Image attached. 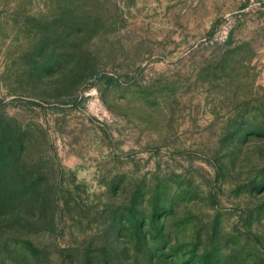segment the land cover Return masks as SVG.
<instances>
[{
  "label": "rangeland",
  "instance_id": "obj_1",
  "mask_svg": "<svg viewBox=\"0 0 264 264\" xmlns=\"http://www.w3.org/2000/svg\"><path fill=\"white\" fill-rule=\"evenodd\" d=\"M0 264H264V0H0Z\"/></svg>",
  "mask_w": 264,
  "mask_h": 264
},
{
  "label": "trees",
  "instance_id": "obj_2",
  "mask_svg": "<svg viewBox=\"0 0 264 264\" xmlns=\"http://www.w3.org/2000/svg\"><path fill=\"white\" fill-rule=\"evenodd\" d=\"M8 191L5 186L0 182V209L4 208L8 202V196L6 195Z\"/></svg>",
  "mask_w": 264,
  "mask_h": 264
}]
</instances>
